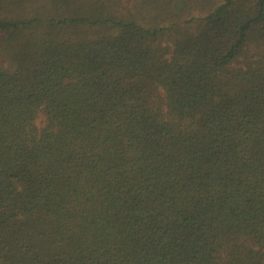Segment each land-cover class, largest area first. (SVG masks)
Instances as JSON below:
<instances>
[{
	"label": "trees",
	"instance_id": "trees-1",
	"mask_svg": "<svg viewBox=\"0 0 264 264\" xmlns=\"http://www.w3.org/2000/svg\"><path fill=\"white\" fill-rule=\"evenodd\" d=\"M0 264H264V0H0Z\"/></svg>",
	"mask_w": 264,
	"mask_h": 264
}]
</instances>
